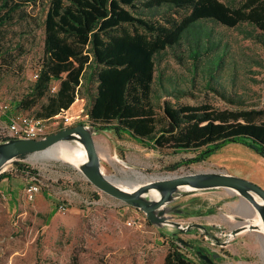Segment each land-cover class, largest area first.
I'll return each instance as SVG.
<instances>
[{"label": "trees", "instance_id": "obj_1", "mask_svg": "<svg viewBox=\"0 0 264 264\" xmlns=\"http://www.w3.org/2000/svg\"><path fill=\"white\" fill-rule=\"evenodd\" d=\"M39 7L46 14L45 56L21 103L26 110L46 99L38 117L51 119L85 93L89 126L155 151L196 154L170 170L206 162L233 143L264 157V96L251 102L248 89L237 88L240 73L264 82V61L235 60L233 41L218 30L234 29L264 48V0H0V35L6 38L5 27L17 20L36 21L28 9ZM169 53L186 73L161 70ZM5 56H13L6 43ZM54 81L60 86L51 93ZM201 86L235 108L182 102ZM169 244L164 264H201L176 234Z\"/></svg>", "mask_w": 264, "mask_h": 264}, {"label": "rangeland", "instance_id": "obj_2", "mask_svg": "<svg viewBox=\"0 0 264 264\" xmlns=\"http://www.w3.org/2000/svg\"><path fill=\"white\" fill-rule=\"evenodd\" d=\"M28 12L37 16L36 21L27 23L17 20L5 27L6 38L0 35V44H9L13 54L12 57L0 58L1 138L5 137L6 114L38 117L40 106L47 102L46 99L39 101L37 106L28 110L21 104L28 99L45 56L43 23L46 14L40 7L29 8ZM218 30L227 40L233 41L231 56L235 60L241 64L250 63L249 57L264 61L263 46L244 40L234 29L220 25ZM161 70L174 76L186 73L171 53L165 56ZM262 78L240 73L237 88L240 93L248 89V100L259 102L264 96ZM255 80L261 82L257 84ZM59 86L60 83L54 81L51 93L59 90ZM200 88L195 97H185L182 102L189 105L205 102L222 109L235 108L223 102L214 92L203 86ZM165 99L174 103L171 97ZM89 107L90 98L85 93L80 95L67 112L46 123L48 135L67 127L88 124ZM95 129L102 167L106 175L114 178L124 180L125 174L136 170L146 176L220 170L251 180L264 188V157L246 146L233 143L206 162L170 170L167 168L196 154L155 151L131 138L122 140L112 131ZM107 153L111 154V159ZM123 162L130 164L132 169ZM20 165L28 171H22ZM3 174L0 176V264H164L170 249L169 241L175 234L195 246L186 252L192 260L201 264L203 262L197 254L200 249L205 254H219L221 257L216 264H264L262 232L244 231L231 241L225 236L230 227L241 225L237 216L251 223L256 216L248 202L241 201L228 191L180 194L173 205L182 204L187 213L176 214L175 221L182 222L185 228L192 224L208 227L207 232L196 227L192 233H187L168 225H152L144 212L100 191L68 162L37 160L27 156L20 158L17 164H11ZM34 181L41 188L31 201L27 188ZM59 202L68 204L65 213L58 210ZM210 214H213L212 218ZM215 218L221 221V227L206 224L207 219Z\"/></svg>", "mask_w": 264, "mask_h": 264}, {"label": "water", "instance_id": "obj_3", "mask_svg": "<svg viewBox=\"0 0 264 264\" xmlns=\"http://www.w3.org/2000/svg\"><path fill=\"white\" fill-rule=\"evenodd\" d=\"M96 129L89 124H79L75 127H67L59 132L47 135L44 139H23L15 138L0 142V176L5 170V166L17 164L23 155L30 156L37 160H49L48 154L55 147L69 143L79 142L87 151V161L80 166L82 175L88 182L105 194L119 199L120 201L135 207L144 212L152 225L163 227H175L182 232L192 233L194 228L207 232L208 227L202 224H192L184 227L182 222L175 221V215H183L186 212L182 204L173 205L182 192L184 195L197 192H208L212 190H225L246 201L253 212L261 217L264 223V188L253 183L251 180L226 173L220 170L211 171H190L173 175L152 176V180L146 182V174L133 171L132 174H125V179L114 178L106 175L102 167L101 154L95 142ZM124 163V162H123ZM131 168L130 164L124 163ZM132 169V168H131ZM125 187L133 189L132 192ZM157 191L159 195L156 199L148 196L150 191ZM240 221L239 226L233 227L231 231L225 233L229 241L235 239L244 231H260L246 218L237 216ZM181 243L190 249L195 246L180 238ZM223 243L222 245H224ZM204 264H215L213 259L221 256L214 253L211 257L197 250Z\"/></svg>", "mask_w": 264, "mask_h": 264}, {"label": "built area", "instance_id": "obj_4", "mask_svg": "<svg viewBox=\"0 0 264 264\" xmlns=\"http://www.w3.org/2000/svg\"><path fill=\"white\" fill-rule=\"evenodd\" d=\"M36 78H38V74ZM8 118L5 128V138L7 140L15 138L44 139L48 135L46 123L51 119L12 114H8ZM40 188L41 186L38 182L34 181L30 183L29 188H27V193L31 201L40 192ZM67 205L64 202H59L57 208L60 212L65 213L68 210Z\"/></svg>", "mask_w": 264, "mask_h": 264}, {"label": "bare ground", "instance_id": "obj_5", "mask_svg": "<svg viewBox=\"0 0 264 264\" xmlns=\"http://www.w3.org/2000/svg\"><path fill=\"white\" fill-rule=\"evenodd\" d=\"M106 155L109 158L111 157V154L109 153H107ZM47 156L49 159H54L55 161L71 163L74 167L80 169V166L87 161L88 154L82 144H80L79 142L71 141L69 143L60 145L57 148L55 147L49 152ZM114 158H119V156H115ZM9 166L10 165L5 166V169H8ZM152 176L153 175L145 176V181L149 182L150 180H152ZM125 188L130 192L133 191V189H130L128 187ZM156 192L157 191L152 190L148 193V196L152 199H156L159 196ZM252 224L260 227L261 232L264 234V223L258 214L255 216Z\"/></svg>", "mask_w": 264, "mask_h": 264}, {"label": "crops", "instance_id": "obj_6", "mask_svg": "<svg viewBox=\"0 0 264 264\" xmlns=\"http://www.w3.org/2000/svg\"><path fill=\"white\" fill-rule=\"evenodd\" d=\"M4 119L5 120H7L8 121V115L6 114L5 116H4ZM213 214H210L209 216H210V218H212L211 216H212ZM204 218H208L207 216H205ZM208 221H206V224L208 225V226H214V227H221V221H219L218 219H207ZM233 227H236L235 225H233L232 227H230V231L232 230V228Z\"/></svg>", "mask_w": 264, "mask_h": 264}, {"label": "flooded vegetation", "instance_id": "obj_7", "mask_svg": "<svg viewBox=\"0 0 264 264\" xmlns=\"http://www.w3.org/2000/svg\"><path fill=\"white\" fill-rule=\"evenodd\" d=\"M204 253V252H203ZM208 255H210V254H208ZM211 257L213 256V254L212 255H210ZM220 259V258H219ZM218 259L217 258H214L213 259V261H214V263L216 264V261H217ZM202 261V260H201ZM203 262V261H202ZM203 264H204V262H203Z\"/></svg>", "mask_w": 264, "mask_h": 264}]
</instances>
